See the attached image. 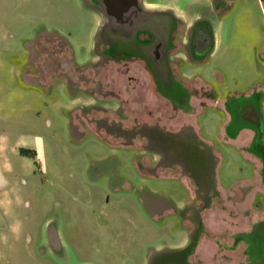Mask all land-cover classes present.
I'll list each match as a JSON object with an SVG mask.
<instances>
[{
  "label": "rangeland",
  "instance_id": "1",
  "mask_svg": "<svg viewBox=\"0 0 264 264\" xmlns=\"http://www.w3.org/2000/svg\"><path fill=\"white\" fill-rule=\"evenodd\" d=\"M161 1L174 7L176 1L188 15L193 10L188 0ZM256 15L244 25L232 14L222 46L188 75L214 82L219 91L253 88L259 102L264 89L255 85L264 81V60L254 58V47H264V21L258 9ZM96 24L82 0H0V151L12 168L3 194L10 202L0 207L8 218L0 230V264H147L153 250L185 238L186 222L164 209L186 200L184 182L147 174L145 168L157 161L154 152L139 137L127 145L106 135L96 121L110 123L112 130L158 123L180 131L190 118L154 97L147 74L98 60ZM200 99L194 97L191 112L205 106ZM219 111L208 107L196 117L202 137L217 138ZM209 147L221 155L216 167L224 161L227 168L232 147L221 142L217 150ZM20 148L39 157L23 158ZM238 158L231 157L235 165ZM163 171L159 176L174 174ZM160 204L164 211L157 210ZM52 228L60 232L61 247L43 245L39 260L36 246ZM25 233L32 234L31 245ZM5 238L13 248L3 245Z\"/></svg>",
  "mask_w": 264,
  "mask_h": 264
},
{
  "label": "flooded vegetation",
  "instance_id": "2",
  "mask_svg": "<svg viewBox=\"0 0 264 264\" xmlns=\"http://www.w3.org/2000/svg\"><path fill=\"white\" fill-rule=\"evenodd\" d=\"M82 3L97 18L94 54L98 60L112 66L128 67L131 73H134L135 67L139 70L136 72L147 74L153 85L154 97L185 116L188 115L192 97L214 96V86L188 75V71L192 67L202 66L211 55L213 28L220 17L217 0L213 2L210 11L198 14L190 22L176 15L171 3H162L161 0H82ZM249 113L245 112L244 115ZM96 124L106 135L126 140L127 145L131 144L130 140L139 137L146 149L147 140L140 135H144V126H153L157 128L154 137L166 139L171 149L184 151L154 152L157 156L155 166L145 168L146 173L154 177L182 180L187 193L186 200L179 206L164 208L172 209V214H178L186 222L184 240L173 247L153 250L147 264H209L205 258L206 252L201 250L204 249L201 248L202 242L209 237L203 212L215 203H220L216 187V165H212L202 148L198 153V146L189 143L195 137L197 141L201 139L188 125V121L180 131H169L158 123L142 125L131 131L120 126L112 130L110 123V127L100 121H96ZM160 130L172 134L173 138L161 136ZM134 131L137 136H134ZM161 170L175 175L159 176ZM188 189L193 193L191 198H188ZM161 203L166 202L162 200ZM230 238L229 245L222 242L226 239L224 236L214 240L216 250L212 255L213 260L221 258L227 264H235L234 248L238 242L245 240L246 234H236ZM224 251H227V255Z\"/></svg>",
  "mask_w": 264,
  "mask_h": 264
},
{
  "label": "crops",
  "instance_id": "3",
  "mask_svg": "<svg viewBox=\"0 0 264 264\" xmlns=\"http://www.w3.org/2000/svg\"><path fill=\"white\" fill-rule=\"evenodd\" d=\"M214 1L188 0V5L193 9L189 15L186 11L178 8L175 1V12L178 17L192 21L198 14L210 11ZM257 9L264 21V5L260 0H217V11L221 16L214 24L213 46L209 58H212L214 50L218 45L222 46L221 34L224 26L229 22L230 16L233 14L234 17L237 14L238 19L245 25V23L248 24L247 19H250L252 16L254 19H257ZM218 26L219 30L217 31ZM218 38L220 39L219 42ZM228 46L233 47L235 44L230 41ZM254 53V58L260 57L264 60V47H254ZM262 67H264V63ZM216 73L220 75L219 70ZM198 79H202L207 85L216 86L214 82L205 80L202 77ZM255 86L258 91L263 90L264 81ZM248 89L227 92L224 89L219 91L216 88L214 96L210 98L203 97L205 99L201 97V103L206 101L205 106H200L199 104L197 110L194 113L191 112L194 106V97L190 99V106H188V115L186 116L190 118L188 125L199 135L201 141L204 144L206 142L212 146L213 151L217 150L215 146L219 142L231 146L233 151V153H228L227 155L230 158V165L227 168L223 166L224 161L219 162L216 167V187L220 203H215L214 206L203 212V221L209 237L205 238V241L202 242L201 248L204 249L201 250L206 252L205 258L209 264L212 261L213 264H227L221 258L213 260L212 255L216 250L214 240L224 236L226 239L222 242L229 245L231 241L230 236L236 234H246V238L238 242L234 248V263L264 264V97L259 102L254 101L253 91L255 89L252 88V90L247 91ZM208 107L220 109L219 113L222 120L219 124L217 138L215 135L212 137L208 136L207 138L202 137L200 134L202 131L197 124L196 117L201 115ZM248 111L250 113L245 116V112ZM192 118L193 120H191ZM209 145L206 146L209 147ZM234 150L237 153H234ZM3 155L0 151V207L8 205L10 202L9 199L4 198L5 195L3 196V194L6 193L11 185L10 173L12 170L11 166L3 160ZM213 155L217 161L218 159L221 161L219 152L213 153ZM237 156L240 162L235 165L231 157ZM36 157H39V153H36ZM241 166L245 167L246 170H242ZM250 171L253 177L241 178V175H247ZM191 197H193V193L191 189H188V198ZM150 204L152 208L158 205L154 201ZM161 206L160 204L157 210H161ZM7 219L6 213H2L0 210V230L6 227H1V225L6 224ZM59 233L58 229L53 228L44 231V236L40 237L39 244L36 246L40 253L39 260L43 258V245H45L47 250L59 249L61 247ZM12 235H15V233ZM25 236L27 237L26 243L31 245L33 241L32 234L25 233ZM1 241L0 235V255ZM10 242L8 238H5L3 245L13 248ZM226 252L224 251L225 255H227ZM11 264L20 263L15 262Z\"/></svg>",
  "mask_w": 264,
  "mask_h": 264
},
{
  "label": "trees",
  "instance_id": "4",
  "mask_svg": "<svg viewBox=\"0 0 264 264\" xmlns=\"http://www.w3.org/2000/svg\"><path fill=\"white\" fill-rule=\"evenodd\" d=\"M260 2L264 5V0H260ZM57 36V35H56ZM58 40L60 39L61 42L66 43V41L62 40L61 37L57 36ZM61 43V44H64ZM69 54H70V50H69ZM157 128L153 127V126H144V135L141 134L140 136L145 137L147 140V148L153 152H158V153H169L170 150H172L173 153H184V151H182L181 149H171V147L167 144V140L166 139H157L156 137H154L153 133L155 134ZM150 130V131H149ZM190 129L188 128V131ZM161 131V130H160ZM191 131V130H190ZM133 132V131H132ZM192 132V131H191ZM166 136V137H170L173 138L172 134L166 133L161 131V136ZM134 136H137V134L134 131ZM190 144L198 146V153H200V149L202 148V151L204 152V154L210 159V162L212 163L213 166L216 165V158L214 157L213 153L211 152V149L209 147H207L203 142L201 141H197L196 137L191 139V142L189 141ZM174 146V144L172 145ZM18 153L21 156L30 158V159H34L36 156L35 151L33 150H27V149H23L20 148L18 150ZM194 176H197L194 174Z\"/></svg>",
  "mask_w": 264,
  "mask_h": 264
}]
</instances>
